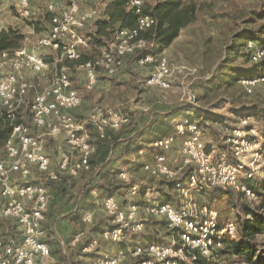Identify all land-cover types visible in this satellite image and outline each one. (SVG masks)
<instances>
[{
  "label": "built area",
  "instance_id": "built-area-1",
  "mask_svg": "<svg viewBox=\"0 0 264 264\" xmlns=\"http://www.w3.org/2000/svg\"><path fill=\"white\" fill-rule=\"evenodd\" d=\"M44 1L46 10L52 14L51 28L37 45L60 53L56 65L66 60L78 61V67L86 75L88 90L95 87L102 71L109 75L116 73L127 57L138 52L142 53L138 59L140 64L157 62V71L146 82L170 86L168 77L172 75V68L168 60L166 57L155 59L149 53L150 40L143 35L157 23L155 16L145 13V0L129 2V8L138 17L137 25L120 28L100 56L84 62L80 61L82 52L79 47L86 45L87 41L79 31L88 22L97 19L100 10L82 11L79 3L71 0L64 10L57 13L55 0ZM21 3L22 13L27 15L32 3L30 0H21ZM248 47L250 63H264V46L250 43ZM49 68L50 64L43 56L26 47L0 53V107L7 110V119L12 125L7 142L0 149V224L7 219L14 220L21 237L18 241L0 236V264H39V259L51 254L44 238V222L49 206L47 186L29 181L22 185L12 182L15 173L27 178L33 165L40 171L48 172L49 179H58V175L50 171L51 160L45 153L44 138L36 135L34 130L44 128L53 136L62 131L66 133L68 144L78 156L71 167L73 173L89 170L90 159L96 152L85 121L70 113L83 102L80 92L72 85L68 70L56 67L48 84L43 87L22 78L25 69L38 73ZM241 83L246 93L252 94L258 86L264 85V66L260 74L242 78ZM30 93L33 95L30 102L31 121L28 122L23 119V108ZM88 118L101 137H105L107 128L117 131L132 122L128 115L107 107H95ZM252 118H242L238 126L223 138V146L217 148H208L207 128L191 116H183L174 124L172 133L151 143V148L157 153L153 160L141 164L142 171L155 179L173 182L181 202L179 206L163 201L144 206L147 216L165 218L172 239L136 246L132 254L138 264H188L195 258V251L210 258L225 249L226 238H237L235 221L223 222L216 206L211 202L200 204L198 201L199 197L211 196L225 188H235L247 197L256 198L254 171L257 160L264 162V136L252 126ZM140 152L145 151L141 149ZM70 162L71 157L64 153L60 168L68 170ZM130 177L129 169L119 173L123 181H129ZM132 184L127 190L128 195L138 192V184ZM92 192L96 195L98 189ZM102 201L103 210L111 223V227L100 233L104 240L118 242L143 231L146 218L140 217V205L124 204L115 195H109ZM83 218L88 224L94 222L93 213L88 212ZM80 240L81 235L77 234L74 243ZM97 243L98 240L94 239L84 244L82 250L92 252ZM120 261L118 257H102L92 264H120Z\"/></svg>",
  "mask_w": 264,
  "mask_h": 264
},
{
  "label": "rangeland",
  "instance_id": "rangeland-1",
  "mask_svg": "<svg viewBox=\"0 0 264 264\" xmlns=\"http://www.w3.org/2000/svg\"><path fill=\"white\" fill-rule=\"evenodd\" d=\"M60 1L71 3V0ZM75 1L77 2V0ZM78 1L84 4L87 2L95 7L89 0ZM30 2L32 3L31 8L29 13L25 15L22 13L21 0H0V32L9 27L20 30L25 37L21 47L33 49L37 47V42L46 34V28L40 22L41 13L43 12L42 0H30ZM154 2L155 0H145L147 5ZM186 2L196 5L198 15L196 21L184 28L181 36L166 51L160 53L157 51L156 46L152 47L155 51V59L166 57L169 66L172 68V75L168 77L170 86L162 87L147 83L148 78L157 71V62L140 64L138 55L127 57L121 68L112 75L102 71L99 75L101 79L100 86L97 84L95 88L89 90L86 85L82 87V94L80 93V95L83 104L73 113L78 119L85 121L89 134L94 132V128L89 122L88 115L95 107H107L129 114L132 117V123L139 126L150 121L153 117H158L159 113L163 111L170 110L177 105L189 103H192L200 111L201 116L197 119L203 123L205 128L207 127L211 131L212 138H215L219 144L218 147L221 146L223 138L229 135L230 130L238 126L240 120L245 117V115L239 114L241 110L248 112L247 115L253 116L251 124L257 127L260 134H262V131H264V85L258 86L252 94H247L238 76L242 72H251L253 68V63H250L248 58V46L254 42L240 37V34H243L246 29H253L260 24H264V0H185ZM36 6H40V10ZM88 28H85L81 33L85 34ZM40 52L46 54V57L52 60L54 56H57L55 52L48 49H42ZM81 52L85 53L87 57H95L101 55L102 50L93 47L87 49L85 47L81 49ZM69 65L70 72L76 80L80 82L85 78L83 71L77 68L76 62ZM32 95L30 93L28 96L30 102ZM250 108L256 111L249 113ZM206 112L209 113L210 117L202 115ZM30 117V108H23V119L29 120ZM216 117H222L223 121H217ZM170 125L172 126L174 123ZM38 131L37 129L34 130L35 133L37 132L39 136L44 138L45 143L48 141L47 144L51 147L54 146V140L64 141L65 138L67 139L63 132L59 133L61 137L57 138L59 134L56 136L50 135V132L44 128H40V131ZM91 138H93L92 134ZM76 155V152H73V158ZM112 155L115 161L120 160L116 163V166L121 169L124 168V163L132 162L133 156L130 154H125L123 159L118 160L119 152ZM148 157L152 156L149 155ZM146 159L147 156L146 158L142 156L141 159H134L132 162L134 166L131 171L132 176L127 181L138 184V192L134 195H128L127 191L119 194L120 201L124 204L136 203L142 208L156 201H164L163 198L166 197L172 199L173 203L179 206L181 199H179V194L173 184L155 179L142 171L141 162ZM256 163L254 171L258 192L256 198L241 195L239 194L241 192L235 188L232 189L235 190L236 196H240L241 203L246 204L264 220V196L261 194L264 186V162L257 160ZM31 170L34 177L40 174L35 166H32ZM61 177L66 178L67 174L61 175ZM61 183L67 182L63 180ZM69 183H72L70 188L73 191L70 192L69 198L66 200L69 201L71 197L76 198V200H79L78 204H80L81 210L76 217L78 220L71 226L73 231L70 234L84 232V244H88L94 239H97L98 243L93 246L92 252H84L82 250L83 245L77 248L78 243L72 248L67 246L68 255L59 260L48 256V258H43L40 264H87L88 258L102 255L97 253L100 247L108 251L109 255L116 254L118 249L121 248L120 242L104 243L97 235V225L110 223V218L103 210L102 196L100 194L95 196L92 192L87 195L83 185H77V183H80L79 180L70 181ZM47 184L49 185L50 182ZM63 200L65 199L63 198ZM50 201H52L53 207L55 204L60 203L59 198L56 196L50 197ZM198 202L200 204L211 202L219 209L224 219L237 221L238 224L244 217L252 218L251 214H244L243 211L234 206L232 200L226 194L214 197H199ZM64 206L66 205L64 204ZM75 208L72 207V210H75ZM89 211H95L96 221L91 224L86 223L82 218L83 214ZM143 217L146 218L143 231L140 234L130 235L132 240L129 243L132 246L135 245L137 240H142L146 236H152L154 240L172 239L171 229L163 217L147 216L146 214ZM261 228V231L255 235V240L264 247V224ZM44 229V238L49 237L51 230L46 223ZM58 234L63 233L56 226V235ZM225 248L223 251L207 258L204 264H249L238 255H235L231 247L227 245ZM121 259L120 264L121 262L123 264H137L133 256L129 257L127 255L125 259Z\"/></svg>",
  "mask_w": 264,
  "mask_h": 264
},
{
  "label": "trees",
  "instance_id": "trees-1",
  "mask_svg": "<svg viewBox=\"0 0 264 264\" xmlns=\"http://www.w3.org/2000/svg\"><path fill=\"white\" fill-rule=\"evenodd\" d=\"M129 2L130 0H111L107 9V16L103 17V19L97 20L95 22V30L87 34L89 41H91L96 47H107L110 42L113 41L116 31L120 30V28L135 27L137 25L138 17L133 10L129 8ZM144 11L145 13L155 16L157 19V23L153 28L143 32L144 37L150 40L151 49L149 53L152 55L155 54V51L152 49L153 46H156L158 50H155L161 53L164 48L170 46L171 43L179 37L181 30L188 24L196 21L198 16L196 5L194 3H185L184 0H156V2L151 5L145 4ZM49 15L50 14H48V16ZM40 19V22L44 24V19L46 20L47 16H45L44 19L42 16ZM120 19V25L117 27L114 26L117 21H120ZM240 35V37L251 40L257 45L264 46V24H260L253 29H246L243 34ZM24 38L25 37L20 30L13 27L7 29L4 28V30L0 32V53L4 52V50L20 48ZM135 55L140 57L142 53H137ZM84 59L85 55L82 54L80 61L84 62ZM46 61L52 62L53 60L46 57ZM263 66V62L253 64L252 71L246 73L242 72L240 76H238L239 80L245 77L251 78L260 74L263 70ZM30 105L31 103L28 97L25 101L24 109H29ZM255 111L256 110L253 108H250L249 113ZM247 113L248 112L243 110L239 111V114L245 115V117L252 116L250 114L247 115ZM182 115L200 118L201 113L192 103L174 106L166 112V116L170 119ZM202 115L210 117L208 112L202 113ZM163 117L164 116L162 115L156 118L153 117L150 121L140 126L131 122L129 125L124 126L117 131L107 128L105 137H101L93 126L94 132L91 133L93 135L91 142L95 145L96 152L90 159L91 174H89L83 184L85 193L88 195L91 194L93 189H98L101 192L100 196H102V200L109 195L118 196L119 194L125 193L133 184L119 178L121 168L114 165L116 161L112 158V154L119 152L120 155L117 160L123 159L125 154L139 151L144 142L153 141L155 139L157 140L159 137L170 134V132L167 131L168 129H165L166 123H164ZM215 119L217 121H223L222 117H216ZM29 120L27 121L30 122L31 120ZM201 124L203 125L202 122ZM11 130L12 125L11 121L7 119V110L0 107V149L5 146ZM262 134L264 136V131H262ZM167 183L174 185L173 182ZM234 192L235 190L232 188H225V190L217 191L210 196L214 197L226 194L230 197L234 206L243 211L244 214L252 215V218H242V220L239 221V224L236 221L238 236L236 239L226 238L224 240V248L228 245L231 247L235 255H238L242 260L249 264H264V247H262L261 244H258L255 240V235L261 231V226L264 224V220L246 204L243 202L241 203L239 199L240 196H236ZM254 192L257 196L258 192L256 187L254 188ZM239 194L244 195L243 192ZM261 194L264 196V186ZM80 211V206H77L71 214H78ZM226 220L231 219H224L222 217L223 222ZM97 226L98 227L96 228L98 232H102L111 227V223H107L106 225L100 224ZM194 256L195 258H193L191 263L188 264H204L207 261V258L199 254L197 251H195Z\"/></svg>",
  "mask_w": 264,
  "mask_h": 264
},
{
  "label": "crops",
  "instance_id": "crops-1",
  "mask_svg": "<svg viewBox=\"0 0 264 264\" xmlns=\"http://www.w3.org/2000/svg\"><path fill=\"white\" fill-rule=\"evenodd\" d=\"M89 1H91L92 4H93V6L95 5V7H92V5H90L87 2H86V4H84V3H81V2H79L77 0V2H79V5H80L82 11H86V10H90V9H93V8H97V9L100 10V15L97 17V19L92 20V21H90V22L87 23V26L85 28H87V27H89V28L87 29V32L85 34L81 33L85 28H83L82 30L79 31L81 35L85 36L86 41H87V44L86 45H81L79 47V50L81 52V49H83L85 47H87V49L93 47V48H96L98 50H102V53H103L104 52V49L106 48V46H104V47H96L91 41H89V39L87 38L88 37L87 34L95 30V22L97 20L103 19V17H106L107 16V9L109 7V4H110L111 0H89ZM55 2H56V12L57 13L61 12L62 10H64L68 6V3L61 2L60 0H55ZM155 2H156V0H155ZM42 3H43V9H42L43 12L41 13V17L43 16V19H44V17L47 16V19L46 20L44 19V27L46 28V34H44V36H46L49 33L50 28H51V20H52L51 19V16H52V14L49 13L46 10V7H45L46 3H45L44 0H42ZM39 7H37V8H39ZM48 14H50V15L48 16ZM120 23H121V19H120V21H117L114 26L117 27V26L120 25ZM183 29L181 30V34H182ZM181 34L179 35V37L181 36ZM179 37H177L174 41H176ZM172 43H171V45H172ZM171 45L168 46V47H166V48H164V50L162 52L166 51L169 47H171ZM26 48L29 51H31V52L40 54L41 56H43L45 58V60H46V54H43V53L40 52V50H42V49H48V50H50L52 52H55V54L57 56H54L53 61L52 62H49L50 68H49V70H47L45 72H38L37 73L34 70L25 69V71L22 73V78L23 79H26V80H29V81H33V82L36 83L37 86L43 87L44 85L48 84V82H49V80L51 78V75H52V71L56 67H59V68L64 67L69 72V75H70L71 80H72V85H74V88L77 89L80 93L82 92V87L85 86V83H86V75H85L84 71L81 68L78 67V64L79 63L77 61H72V60L71 61H67L66 60V61L60 62V63H58L56 65L55 61L59 57V54L60 53L58 51H56L55 49L53 50L51 48H41L38 45H37V47H35L33 49H29L28 47H26ZM35 49H37V50H35ZM82 54L85 55V59H84L85 61H88V59H94V58L98 57V56H95V57H89L88 58L85 53L82 52ZM73 62H76L77 68L80 69V70H82L83 73H84V75H85V78H83L80 82L78 80H76L73 77V74L70 72L71 69H70V65L69 64H71ZM99 75H98L97 82H96L95 86H97V84L100 83V80L101 79L99 78ZM99 86H100V84H99ZM80 107L81 106H79L77 108H74L73 110L70 111V113L72 115H74L73 113L76 112L77 109L80 108ZM93 110H91L90 112H92ZM167 111L168 110L159 113V116L160 115L164 116L163 117L164 123H166L165 129L167 128L168 129L167 131H169L170 133H172V131L174 129V125H172L173 126L172 127L170 124H172V123L175 124L184 115L179 116V117H173L174 119L173 118L170 119L168 116H166V112ZM90 112H89V114H90ZM126 115H128L129 117H131L129 114H126ZM206 131H207V133H206V143L208 144V148H212V147L217 148L219 144L217 143V141L215 140V138H212L213 135L211 134V131L208 128L206 129ZM62 132L65 133L64 131H62ZM35 134L36 135H39L37 132ZM65 136L67 137L66 133H65ZM59 137H61L60 134L57 135V138H59ZM57 138H55V139H57ZM67 139H68V137H67ZM67 139L65 138L64 141H61V140L57 141L58 139L56 141L54 140V142H53L54 143L53 144L54 146L53 147H51L50 145L47 144L48 141L44 145L45 153H47L49 155L50 160H51L50 171L52 173H55V174L58 175V179L57 180H51V179H49L48 178L49 173L48 172H43L42 170L40 171L38 169V167L35 166V165H33V166H35L36 169L40 171V174L37 177H34L33 172H31V174L27 178H25V177L23 178L21 176V174H19V173H15L14 176L12 177V182L13 183H16V184H20V183H23L24 184V182L29 181V182L44 183L45 186H47V189H48V198H49L48 199L49 200L48 203H50V204L48 206V211L46 213L45 223L47 224V226L49 227V229L51 230V232L49 233V237H46L45 240L47 241V243H48V245L50 247V253L51 254H50L49 257H51L53 259H58V260L60 258H63L65 255H68L69 254V252H67V246H71V248H72L73 246L75 247L76 244L78 243V246H76L78 248L80 245H84V243H85L83 241V237H84L83 233L84 232L76 233V234H70L73 231V227H71V226L73 224H75L76 220H78V219H76V217L78 216V214H71V212L74 211V210H72V207L75 208L77 206H80V204H78L79 203L78 202L79 200H76V198L73 199V197H71L69 201H67L66 199L69 198L70 192L73 191V189L70 188L71 187L70 184H72V183H69V182L70 181L72 182L74 180L75 181L79 180L80 183H77V185H83L84 182L86 181L87 177L89 176V174H91V170L90 169L89 170H80L77 173H75V172L73 173L72 172L71 167L74 164V162L78 159V156L76 155L74 157L75 159L73 158L72 154H73V152H75V150H73L70 147V145L68 144V140ZM155 140H153V141H147V142H144L143 143V146L140 148V150L143 149L145 151L144 153H141L140 150L139 151H136V152L130 153V155L133 156L132 157V162L134 161L135 158L141 159L142 156H144L145 158L147 156V159L144 160L141 163H144L146 161L153 160L154 157H155V154L157 152L155 150H153L150 145ZM221 146H223V142H221ZM69 150H71V151L73 150V152H71ZM64 153H67L71 157V162H70V166H69L68 170H63V169L60 168V164H61L62 157H63V154ZM76 154H77V152H76ZM149 155H151L152 157L149 158L148 157ZM119 161H116L114 163V165L116 166V163H118ZM132 162L131 163L130 162L124 163L125 164L124 165V168H122L121 171H123L124 169H129L130 172H131L133 170V168H134ZM65 174H67V177L66 178L61 177V175L64 176ZM63 180H66L67 183H61ZM48 182H50L49 185L47 184ZM100 193L101 192L98 190V194H96L95 196H98ZM53 196H56L57 198H59V202H60L58 204H55L54 207L52 205V201H50V197H53ZM63 198L65 200L62 201ZM163 199H165L163 202H171V203H173V200L172 199H168L166 197H164ZM53 202H54V198H53ZM64 204L66 206H64ZM174 205H176V204H174ZM56 207H58V209H56ZM89 212L90 213H93L94 221H96L95 211H89ZM144 214H145V212H144V206H143L140 209V217H143ZM84 215L85 214H83V217H84ZM83 220H84V218H83ZM56 226L59 227V229L61 230V233H63V234L56 235ZM60 226H61V228H60ZM18 228H19L18 227V224L14 220L7 219V220H5L4 223L0 224V236L1 237H4V238H16V240L19 241L21 239V237L19 235V232H18L19 229ZM100 233L101 232H98L97 235L101 239V242H104V243L113 242L112 240H109V241L104 240L101 237ZM140 233H138V234H140ZM77 234H80L81 235V240H80V242H77L75 244L74 243V240H75ZM130 240H132V239H130V235H128L122 241H118V242L121 243V245H120L121 248L118 249L119 254L117 252L116 254H110L109 255L108 251L103 250L100 247V249H99V251L97 253L98 254H102V255L99 256V257H94L93 256L91 258H88L87 260H89L90 263L88 261L87 264H92V262L94 260H97L98 258H102V257H108V258H110V257H112V258L118 257L120 259L121 258H124L125 259L127 255H129V257L130 256H133L132 252L134 251L135 247L138 246V245L148 244V243H152V242H160V241L168 242V241L171 240V238L168 239V240L167 239L166 240L165 239L164 240H162V239L154 240L152 236H146V237H143L142 240H137L134 246H132L129 243ZM43 258H48V256L47 257H43ZM42 259H39V264H40V261H42ZM134 259H135L136 263L138 264V260L135 257H134ZM121 261H122V259H121ZM121 264H123V263L121 262Z\"/></svg>",
  "mask_w": 264,
  "mask_h": 264
}]
</instances>
